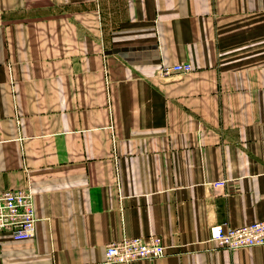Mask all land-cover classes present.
<instances>
[{"label":"crops","instance_id":"crops-1","mask_svg":"<svg viewBox=\"0 0 264 264\" xmlns=\"http://www.w3.org/2000/svg\"><path fill=\"white\" fill-rule=\"evenodd\" d=\"M23 187L35 235L0 232V264L147 235L165 255L130 264H264L209 239L264 219V0H0V191Z\"/></svg>","mask_w":264,"mask_h":264},{"label":"built area","instance_id":"built-area-1","mask_svg":"<svg viewBox=\"0 0 264 264\" xmlns=\"http://www.w3.org/2000/svg\"><path fill=\"white\" fill-rule=\"evenodd\" d=\"M192 70L190 63L181 62L161 66L160 74H187ZM226 183L222 179L212 185L224 187ZM36 221L34 195L29 187L0 191V232L9 233L15 241L29 240L35 235ZM209 239L217 248L228 251L264 245V219L240 227L210 225ZM165 250L158 235L123 237L106 246L105 257L108 263L130 264L140 259L160 258L165 255Z\"/></svg>","mask_w":264,"mask_h":264}]
</instances>
